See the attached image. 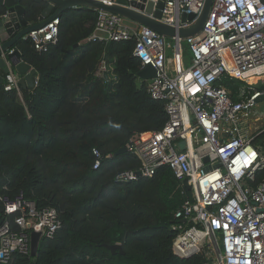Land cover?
<instances>
[{
  "label": "trees",
  "instance_id": "obj_1",
  "mask_svg": "<svg viewBox=\"0 0 264 264\" xmlns=\"http://www.w3.org/2000/svg\"><path fill=\"white\" fill-rule=\"evenodd\" d=\"M20 4L26 21L37 23L43 3ZM96 19L88 8L66 11L46 51L21 40L36 85L19 87L20 97L4 89L6 77L0 85V194L23 191L37 209L54 208L61 224L52 239L40 240L35 258L14 254L6 264H212L207 248L186 259L173 253L180 224L173 214L191 191L168 167L149 179H117L140 163L116 152L137 134L162 130L168 116L136 76L134 39L107 50L106 43L86 41ZM102 63L106 78L96 76ZM93 149L101 158L97 170ZM0 216L8 218L1 203ZM114 244L124 255L103 247Z\"/></svg>",
  "mask_w": 264,
  "mask_h": 264
},
{
  "label": "built area",
  "instance_id": "obj_2",
  "mask_svg": "<svg viewBox=\"0 0 264 264\" xmlns=\"http://www.w3.org/2000/svg\"><path fill=\"white\" fill-rule=\"evenodd\" d=\"M146 1L153 10L162 3L159 20L176 29L184 27L182 14L198 16L204 3ZM131 24L97 11L87 41L134 39L139 71L146 66L155 70V77L144 81L147 92L163 104L168 120L159 132L137 134L128 141L125 149L140 166L117 179H149L166 166L178 182L187 180L191 199L173 214L180 221L172 244L178 258L216 247L218 264H264V113L253 111L264 97V0H213L202 31L185 40L172 39L174 46L164 36ZM58 25L59 18L54 19L27 38L36 50L46 51L56 42ZM182 42L189 59L182 56ZM104 73L102 63L96 76ZM19 87L13 75L6 76V91L14 89L20 97ZM92 153V169L97 170L100 154L96 149ZM0 203L8 217L0 216V263H8L14 254L30 255L32 232L52 239L60 229L56 210L37 209L23 191L0 194Z\"/></svg>",
  "mask_w": 264,
  "mask_h": 264
},
{
  "label": "water",
  "instance_id": "obj_3",
  "mask_svg": "<svg viewBox=\"0 0 264 264\" xmlns=\"http://www.w3.org/2000/svg\"><path fill=\"white\" fill-rule=\"evenodd\" d=\"M43 3L40 11L38 22L29 23L26 21L24 7L20 4V0H0V6L4 8V14L0 16V85L5 82L7 75H13L18 85L27 91L33 89L35 80V70L25 63L18 49L21 40L27 38V35L38 29L43 28L46 24L54 19H58L63 13L69 10H77L80 8H88L93 11H104L114 15H118L131 23L146 27L166 39L185 40L193 37L202 31L204 23L207 19L213 0H204L201 12L198 16L193 14H182L180 17L184 27L176 29L173 26L161 22L162 3L156 5L155 10L151 2L146 0L130 1L115 0L113 5H106L100 0H35ZM110 43H106V50ZM105 50V51H106ZM108 56L104 55V61ZM140 81H147L155 77V70L146 66L143 70L136 74ZM106 78V73L103 74ZM264 100L261 97L258 101ZM180 150H183V143L180 144ZM126 149L122 148L116 152V155L125 153ZM182 184L187 190L190 186L187 180H183ZM2 218L0 217V225ZM40 234L32 232L30 234V257L35 258L37 255ZM112 255H124L120 244L103 245Z\"/></svg>",
  "mask_w": 264,
  "mask_h": 264
},
{
  "label": "rangeland",
  "instance_id": "obj_4",
  "mask_svg": "<svg viewBox=\"0 0 264 264\" xmlns=\"http://www.w3.org/2000/svg\"><path fill=\"white\" fill-rule=\"evenodd\" d=\"M125 23L130 25L131 22H129L128 20H125ZM167 42H169L172 46H174V40H172L171 38H167L166 39ZM182 56L183 58H187L189 59L188 57H190V53H189V48L187 46V44L185 42H182ZM253 111L255 113H257V115H260L262 113H264V100L260 101L257 103V105L254 107ZM215 249H213L212 247L211 248H207L208 249V254L207 256H211L212 258V264H218L217 261H216V254H217V249L216 247H214Z\"/></svg>",
  "mask_w": 264,
  "mask_h": 264
},
{
  "label": "crops",
  "instance_id": "obj_5",
  "mask_svg": "<svg viewBox=\"0 0 264 264\" xmlns=\"http://www.w3.org/2000/svg\"><path fill=\"white\" fill-rule=\"evenodd\" d=\"M132 25V24H131ZM87 41V40H86ZM87 42H89V41H87ZM100 67V66H99ZM99 69V68H98ZM103 77V76H102ZM37 78V74H35V79Z\"/></svg>",
  "mask_w": 264,
  "mask_h": 264
}]
</instances>
